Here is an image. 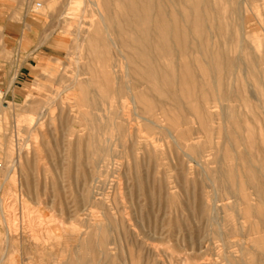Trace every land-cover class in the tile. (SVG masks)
Wrapping results in <instances>:
<instances>
[{
  "label": "rangeland",
  "instance_id": "rangeland-1",
  "mask_svg": "<svg viewBox=\"0 0 264 264\" xmlns=\"http://www.w3.org/2000/svg\"><path fill=\"white\" fill-rule=\"evenodd\" d=\"M7 20L54 59L0 93V264H264V0H0L3 59Z\"/></svg>",
  "mask_w": 264,
  "mask_h": 264
},
{
  "label": "crops",
  "instance_id": "crops-1",
  "mask_svg": "<svg viewBox=\"0 0 264 264\" xmlns=\"http://www.w3.org/2000/svg\"><path fill=\"white\" fill-rule=\"evenodd\" d=\"M3 36L11 58H0V82L12 96L27 87L29 82L49 65L54 56L40 44L41 32L36 34L25 23L7 20Z\"/></svg>",
  "mask_w": 264,
  "mask_h": 264
},
{
  "label": "built area",
  "instance_id": "built-area-1",
  "mask_svg": "<svg viewBox=\"0 0 264 264\" xmlns=\"http://www.w3.org/2000/svg\"><path fill=\"white\" fill-rule=\"evenodd\" d=\"M2 92V83L0 82V93ZM0 168H1V163H0Z\"/></svg>",
  "mask_w": 264,
  "mask_h": 264
},
{
  "label": "bare ground",
  "instance_id": "bare-ground-1",
  "mask_svg": "<svg viewBox=\"0 0 264 264\" xmlns=\"http://www.w3.org/2000/svg\"><path fill=\"white\" fill-rule=\"evenodd\" d=\"M133 9V8H132ZM134 10V9H133ZM127 72V71H126ZM130 88V87H129ZM150 114V113H149ZM213 215V214H212Z\"/></svg>",
  "mask_w": 264,
  "mask_h": 264
}]
</instances>
